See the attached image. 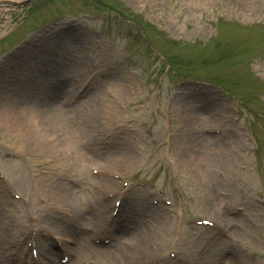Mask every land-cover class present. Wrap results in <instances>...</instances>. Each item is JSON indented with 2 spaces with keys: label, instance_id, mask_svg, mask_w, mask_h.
Masks as SVG:
<instances>
[{
  "label": "rangeland",
  "instance_id": "rangeland-1",
  "mask_svg": "<svg viewBox=\"0 0 264 264\" xmlns=\"http://www.w3.org/2000/svg\"><path fill=\"white\" fill-rule=\"evenodd\" d=\"M22 1L25 0H0V3L7 5L4 11L0 9V36L17 28L5 44L0 43V54L13 47L14 42H23L21 37L30 40L43 32L52 22L37 30L35 27L51 16L70 12L73 15L71 18H76L83 25L79 32L81 39L84 40L87 34L88 43L86 47L81 45L78 53L85 57L91 54L95 60L83 57L78 59L69 54L67 48H59L60 51L64 49L61 52L64 57L57 60L61 65H51L50 69H43L38 75H30L24 81L26 87L23 89L12 83V76L3 77L0 70V105L17 110L30 107V102L17 103L14 94L19 91L20 99L33 98L32 103L38 105L34 107H44L36 108L42 126L41 132L37 133L41 137H38L36 144H29L26 137H20L15 125L0 119V168L10 176L9 187L21 192L28 199L27 203H23L10 198L8 187L0 183V229L5 231L7 227H11L13 232L17 231L21 235V243L26 238L28 227L40 225L56 229L61 234L64 230L66 235H75L76 240H81L84 230L79 225L87 227L94 221V217H74L75 227L74 223H70L72 218L58 210L74 213L84 209L83 194L90 187V183L96 180V177L90 175L92 173L89 169L94 164L107 172L116 171L125 176L137 173L139 179L152 180L157 187L164 188L167 195L174 200L178 221L172 224L156 210L158 207L154 210L149 208L146 194L151 187H139L132 191L125 202L127 209L138 202L145 205V209L149 208L145 211V216L150 210L156 216L162 215L166 221L162 223L165 231L161 232L165 240L151 236L153 245L149 247L147 258L140 263H133L128 259L129 264H143L149 261L154 252L161 250L166 255L170 249L178 250L185 259L199 264H212L228 251L235 255L240 254L239 258L243 260H247L251 252H254L262 255L254 257L252 264H264V209L257 201L262 194L264 198V83L259 78H254L259 76L264 82V32L224 27L220 24L222 18L218 17L225 15L231 19L264 21V0H43L20 5L19 2ZM28 6L31 7L30 11ZM104 6L108 10L114 7L144 21L147 26L146 33L152 37L156 47L178 62L179 67L185 70L183 72L205 82L186 83L181 88L184 93L177 95L178 88L169 86L172 78L163 69L164 65L160 66L159 61L150 59L143 46L129 39V27L124 22L123 25L119 24L117 15L106 10L101 11L108 14L101 20L91 19L87 14L100 12L99 10H104ZM130 7L134 13H131ZM87 25L89 28H86ZM157 28L166 33L159 32ZM92 29H104L107 33L98 34ZM72 31L76 37L74 29ZM215 36L220 39V49L214 43ZM174 38L178 39V44L171 42ZM92 40L97 41L95 45ZM244 45L250 50L238 54L237 52H242ZM91 46L94 48L87 49ZM53 50L48 47V55L51 56ZM14 54L12 57L5 55L9 59L7 64L14 61L19 64L20 54L17 51ZM220 55L226 58L223 63L208 64L207 61L215 60ZM38 57L37 59L44 62V55ZM248 58L253 75L246 70ZM97 61L101 68L114 74V78L104 85L103 98L106 96L109 102L103 101L105 106H91L93 96L89 94L91 98L70 104L69 110L61 114L64 116V119L61 117L63 123L67 124L65 116L73 119L74 123L70 129L67 128L64 137H69L72 141L73 149H68L61 144L64 139L50 128L48 120H44L45 109L53 108L57 103L61 105L63 100L71 102L70 88L74 85L75 76L86 78L94 70ZM53 63L56 62L48 64ZM20 67L21 71H28L23 63ZM83 70L86 71L85 75H82ZM182 77L191 78L186 74ZM209 81L226 88L234 103L242 109V113H231L226 108L227 101L222 99L221 92ZM125 83L128 91L123 96L121 89L118 92L116 87L120 88ZM35 90L43 92L41 98H36ZM177 96H181L183 101L176 99ZM185 109L194 110L204 119L191 122L187 117V122L184 123ZM84 117L88 118L86 127ZM243 125L248 127V131L241 128ZM147 127L153 128L152 137L146 132ZM206 128H218L221 132H206ZM85 133L86 138L93 143L90 134L97 135L104 146L101 154L86 153L82 160L77 156L78 152H82L78 135ZM248 135L253 136L252 143L246 139ZM199 136L204 138L195 145L193 139H201ZM125 140L138 150V154L135 152L133 165L130 166L122 165L121 159L113 160L117 151H120L119 147L125 150V143L120 144ZM155 140L157 141L154 142ZM10 150L22 151L23 158L6 157L4 152ZM179 153H185V159H181ZM219 170L224 171L225 179L219 176ZM84 172L89 175L87 178L83 176ZM63 177L74 178L80 186L77 200L73 192L68 199L63 198L66 188L60 181L71 184L64 181ZM118 183L110 188L103 187L97 193L101 195L108 189L118 187ZM222 192H227L228 195L223 196ZM48 206H54L56 210L53 211ZM98 206L102 205L97 204ZM237 207L243 210L236 213ZM99 212L100 209L97 208L93 213ZM143 212L140 209L137 214L139 224H133L135 234L147 231V224H143L144 220L140 218ZM106 216L107 213L105 219ZM191 216L212 218L221 229L217 231L192 228L191 225L184 224L183 218ZM97 217L99 216L95 218ZM67 218L70 220L65 223ZM20 222L25 223L23 229ZM107 233L109 232L105 229L100 236H106ZM111 234L114 237L109 249L111 256H106L102 250L97 253L96 250L100 248L92 246L90 249L80 250V257L93 260L97 264H121L123 260L119 263L118 260L123 250H131L124 243L128 237L121 236L118 239L116 231ZM238 241H243V245L240 246ZM51 244L49 246L52 249ZM2 245H8L7 239H2ZM8 258L7 253L0 252V260L6 259L9 262ZM227 262L235 264L231 260Z\"/></svg>",
  "mask_w": 264,
  "mask_h": 264
},
{
  "label": "bare ground",
  "instance_id": "bare-ground-1",
  "mask_svg": "<svg viewBox=\"0 0 264 264\" xmlns=\"http://www.w3.org/2000/svg\"><path fill=\"white\" fill-rule=\"evenodd\" d=\"M1 9L4 11L7 7L6 4H1ZM62 41L58 40L55 42H50L48 43V41L46 40L45 44H43V46H45L46 44H52V46H54L55 49H57L55 47L56 44H61ZM43 50H45V48H40L39 50H35L34 52L37 53H42ZM33 51V50H31ZM30 51V52H31ZM39 56V54L35 55V58H37ZM22 57H24L26 62H29V59L27 57V53H22ZM12 68L17 70V74H18V67L17 65H14ZM37 70V68H36ZM15 72L14 70H12V73ZM15 82L17 84H19L18 86H21L22 88H24L26 85L22 84L23 82V77L22 76H17L15 77ZM123 88V87H122ZM78 89V88H77ZM121 88H117L116 90L119 92ZM41 91V90H40ZM43 93V92H42ZM15 98L17 99V103L19 104H24L29 102L31 99L29 100H23L20 99L21 93L19 91L15 92ZM103 91L102 90H98L93 98L91 99V106L94 105H101V106H105V103H107V98L105 96V99L103 98ZM38 97V96H37ZM19 101V102H18ZM103 101H106L105 103ZM30 107H25L24 109H10L8 107H4L2 105H0V119L5 121L6 123H11L12 125H15L18 132L20 133V137L24 138L26 137V140L29 141L30 143L36 144L37 140H39L38 137H41L40 134H37L39 132H41L42 126H41V119L40 117L37 116V110L36 108H44L43 105H41L40 107H34L37 104H33L32 102ZM57 105V106H56ZM38 106V105H37ZM110 111L112 112V109L110 108ZM108 111V112H110ZM115 111V110H114ZM65 109L59 105L58 103L55 104L53 106V108H50L48 110L45 109V113H46V118L44 120H48V124L50 126V128H53L54 131H57L59 136L62 138V140L64 139L65 135H66V131L67 128L70 129L71 125L69 121H66L67 124L62 122L61 117L64 119V116L61 115L62 113L64 114ZM186 116H185V121L184 123L187 122V117L189 118V121L191 122H197V121H201L204 118L200 117L199 114L197 112H195L194 110H189L186 109L185 110ZM198 117L197 119H194ZM9 118H13L12 120H10ZM65 118L67 119V116H65ZM192 118V120H191ZM194 119V120H193ZM188 125L190 123H187ZM23 132L26 134H23ZM201 139H199L198 137H194L193 142L195 143V145H198L200 143V141L204 138L202 136H199ZM63 143V145L65 147H67L68 149H73L71 148L72 145V141L69 137H66L63 141H61V144ZM78 159H84L86 157V152L82 151V152H78L77 154ZM179 156L181 159H185L183 157H186V154H180ZM191 158L195 161V158L191 156ZM122 161V165L124 166H130L133 165V160L135 159V156H132V151L130 150L129 147H126L125 150L121 151H117V156L115 158H113L114 161H118L120 160ZM205 173V170H203V174ZM83 176L85 178H87L89 175L87 173L84 172ZM204 177V176H203ZM101 182L103 184V186L105 184H109V183H113L116 184L117 181L114 179H106V178H102ZM72 189L76 190L75 187L68 186L66 185V190L63 192V198L64 199H68L69 195H73L72 194ZM75 199L77 200L79 198V193L77 191L76 195L74 196ZM61 198V197H60ZM155 218H151L150 220H146V223L148 226L147 231H148V236L143 235L142 233H137L135 234L134 231L130 232V233H126L128 234V247L131 249H134V251H132L130 260L133 263H140L141 261H143L144 259L147 258V254L149 252V247L153 245V242L151 241L150 237L151 235H154L155 233H158V240L164 241L165 238L164 236H162L161 231H159L158 226L154 227V224H156V222H154ZM10 232V230H8V232L4 233V232H0V250H2L4 247L2 245V238L3 236H7L8 233ZM157 240V241H158ZM156 241V242H157ZM126 244V243H125ZM20 245V244H19ZM47 243L42 241L39 245V248L41 249V251H45L47 250ZM10 248V247H9ZM8 248V249H9ZM126 249V248H125ZM106 252L108 254H110V252L108 250H106ZM47 253H51L50 251H48ZM16 255L13 256V259L18 261V264H20V262L22 261V257L17 253H14ZM51 260V261H50ZM50 260L48 261L50 264L52 262V264H58L57 261L55 259L52 260V256H50ZM14 263V262H13ZM3 264V263H2ZM7 264V263H4ZM15 264V263H14ZM225 264H229L227 261L225 262Z\"/></svg>",
  "mask_w": 264,
  "mask_h": 264
}]
</instances>
